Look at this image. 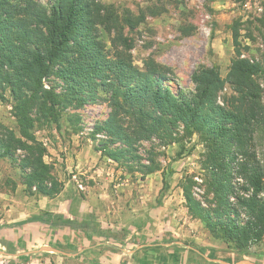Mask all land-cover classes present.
I'll list each match as a JSON object with an SVG mask.
<instances>
[{"label":"rangeland","instance_id":"obj_1","mask_svg":"<svg viewBox=\"0 0 264 264\" xmlns=\"http://www.w3.org/2000/svg\"><path fill=\"white\" fill-rule=\"evenodd\" d=\"M94 1L113 4L119 15L109 27L99 25L106 52L111 56L119 52L130 54L140 68L155 62L164 76L163 85L174 92L194 90V72L216 67L224 80L218 102L224 105L227 98L238 95L230 79L235 60L245 59L264 68V0ZM127 17L133 18L135 27L127 23ZM255 78L264 104V73ZM44 87L54 88L62 95L67 92L65 82L56 75L46 77ZM13 102L9 87L0 83V132L12 130L21 137L12 113ZM60 112L57 122L46 121L34 112V133L47 149L44 160L51 166L47 183L50 188L56 183L60 191L53 196L43 195L38 185L29 187L25 183L32 167L25 168L23 163L30 153L17 147L13 153L0 156V198L17 191L22 199L56 198L71 182L76 210L80 201L85 200L87 205L75 219L74 232L67 230L57 236L58 227L51 224L53 233L48 242L34 236L47 230L41 221L32 219L46 211L33 213L17 223H0V236L17 250L15 254L8 253L7 247L0 244V264H264V240L240 251L213 237L202 220L190 216L183 189L186 177L194 179L193 192L199 200L206 205L213 203L201 166L205 147L199 134L174 141L185 132L179 123L139 141V157L117 162L103 150L105 144L111 149L126 147L121 141H111L107 130L102 129L114 112L110 92L99 88L83 104L75 99L64 102ZM122 117L126 126L135 124L131 115ZM253 149L264 161V133L255 131ZM157 165L158 170L148 173ZM91 191L98 193L94 199L88 198ZM89 201L105 212L101 216L89 213ZM98 217L126 222L123 228L127 234L133 230L131 223H135L139 232L136 241L128 239L121 245L89 242L88 221L94 222ZM123 248L138 253L119 259L113 253L118 254Z\"/></svg>","mask_w":264,"mask_h":264},{"label":"trees","instance_id":"obj_2","mask_svg":"<svg viewBox=\"0 0 264 264\" xmlns=\"http://www.w3.org/2000/svg\"><path fill=\"white\" fill-rule=\"evenodd\" d=\"M119 18L114 5L94 0H0V83L13 96L12 113L21 137L12 130L0 132V156L22 147L30 155L24 160L29 187L53 196L57 184L48 186L51 166L44 160L47 149L38 142L34 129L39 116L50 122L60 118L64 102L83 104L90 93L104 89L112 94L114 112L104 124L111 141L125 148L103 150L117 162L137 158V143L181 123L184 135L174 141L199 134L205 150L201 166L207 192L213 195L204 204L193 192L195 181L186 177L184 196L192 218L202 220L217 239L248 250L264 240V161L253 149L255 131L264 133L262 89L256 76L264 68L245 59L235 60L230 79L237 96L218 102L224 80L216 67L194 72V90L174 92L163 85L164 76L155 62L140 68L131 55L111 56L99 37V25ZM127 23L135 27L133 18ZM56 75L67 87L65 94L44 87L46 77ZM131 115L134 125L126 126L122 115ZM175 139V138H174ZM159 169L152 166L148 173ZM242 190V192H241ZM56 225H72V220H56L52 212L32 218ZM58 221V222H57ZM7 252L15 245L0 236Z\"/></svg>","mask_w":264,"mask_h":264},{"label":"crops","instance_id":"obj_3","mask_svg":"<svg viewBox=\"0 0 264 264\" xmlns=\"http://www.w3.org/2000/svg\"><path fill=\"white\" fill-rule=\"evenodd\" d=\"M71 182L67 183L66 189L61 193L59 196L56 198H49V197H28L25 196L22 197L18 195L19 191L17 193L13 194H6L3 196L4 198H0V204H3L0 213V223H7V224H12V223H17L20 221H23L24 219L28 218L31 216L33 213H40L41 211H46V212H52L54 218H60V220H72L73 224L72 225H57V236H60V233L63 234V232L70 230L72 232L75 231V226L77 225L75 222V219H77L80 216V212L84 211L82 207H84L86 204H84L86 201H80L78 205V211L76 210L75 206V189L70 186ZM100 186V184L96 185ZM97 188V187H96ZM98 194L95 191H91L90 194H88V198H95V195ZM1 197V196H0ZM20 198V199H18ZM88 202V201H87ZM89 203H92L91 206H89L90 210L86 208V211H90L89 213H95L97 216H101L102 213H104V208L102 209L100 206L97 204L89 201ZM88 207V206H87ZM107 213H110L107 212ZM118 214V212H117ZM116 214V215H117ZM118 217V216H117ZM114 218L109 219L107 217H98L96 221H88V234H87V240L90 242L94 243H100L102 241H106L107 244L109 243H114L116 245H121V242H128V239L136 241L137 235L139 234L138 232V227L135 223H131V227L133 230L127 234V232L124 230L123 227L127 226L126 222L119 220V221H113ZM117 218L116 220H118ZM43 224L42 226L47 230L46 233H43L42 235H34L36 236H41L45 241H49L52 238V231L53 228L50 223L41 221ZM8 227H6V232L8 231ZM9 233V231H8ZM11 233V232H10ZM66 233V232H65ZM4 236V235H2ZM6 237V236H5ZM7 237H10L7 236ZM70 237V236H69ZM1 244V243H0ZM130 244V243H129ZM121 247V246H120ZM139 246L137 245V248ZM3 253H5L2 250ZM59 255L62 257L66 254L63 253L62 251H57ZM138 252L136 250H127L125 248L121 249V252L116 254L113 253L114 255H119V259H122V257H132V255L137 254ZM50 259L54 258L56 259L55 256H49ZM70 257V256H67ZM60 258H57L56 260L59 261ZM132 259V258H129ZM133 260V259H132ZM131 260V261H132ZM114 261H111V263ZM106 263V262H104ZM130 264H134L133 262H130Z\"/></svg>","mask_w":264,"mask_h":264}]
</instances>
